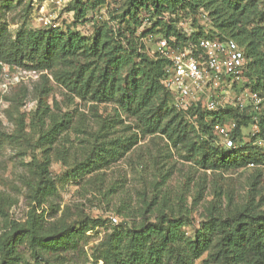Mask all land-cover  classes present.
Returning a JSON list of instances; mask_svg holds the SVG:
<instances>
[{
    "label": "trees",
    "instance_id": "16d2710c",
    "mask_svg": "<svg viewBox=\"0 0 264 264\" xmlns=\"http://www.w3.org/2000/svg\"><path fill=\"white\" fill-rule=\"evenodd\" d=\"M4 2L8 4V0ZM106 3L70 0V24L54 29L19 28L12 34L7 23L0 21V63L34 69L42 76L60 64L56 76L71 92L86 101L115 104L135 118L143 134L161 133L174 144H183L206 170L228 171L255 164L253 192L247 201L226 216L211 213L201 221L192 238L185 240L187 256L175 243V232L161 219L127 230L129 257L136 258V250L142 245L148 264H194L204 253L211 264H264V185L258 187L264 176V147L254 143L255 139H264V112L246 113L232 106L218 112L199 106L185 112L178 110L172 93L163 84L170 60L143 51L145 46H155L159 37L170 48H181L202 37L232 39L254 59L248 73L251 89L264 92V6L258 9L251 0H122L108 16L106 10L102 11ZM30 4L28 0L27 9ZM202 11L209 17L206 24L201 21ZM181 20L187 22L188 31L180 26ZM88 23L89 33L79 32L78 28ZM170 102L172 107H168ZM230 120L235 122L231 131L235 147L223 148L212 125ZM252 123L258 131L254 136L247 135L246 140L244 130ZM188 126L196 140L188 138ZM10 138L0 131V149ZM133 144L130 141L120 147L118 141H111L100 145L96 159H114ZM87 161L78 170L88 172L91 161ZM54 191L52 178L41 168L30 186L31 201L45 202ZM89 221L96 224L99 219ZM90 228L85 219L78 227L61 223L44 229L42 218L31 205L23 222L10 221L0 233V264L17 263L16 245L21 243L37 263L54 264L74 250ZM111 240L106 237L101 243L97 258L103 264H119Z\"/></svg>",
    "mask_w": 264,
    "mask_h": 264
},
{
    "label": "rangeland",
    "instance_id": "374dc122",
    "mask_svg": "<svg viewBox=\"0 0 264 264\" xmlns=\"http://www.w3.org/2000/svg\"><path fill=\"white\" fill-rule=\"evenodd\" d=\"M4 1L0 0V21L12 34L19 28L39 29L43 16L61 27L71 21L70 0H30L29 9L28 0ZM106 1L102 11L109 16L122 0ZM251 1L263 9L264 0ZM89 27L82 24L78 30L88 34ZM59 68L56 64L45 76L32 77L21 68L1 65L0 131L12 138L0 149V233L10 221L23 222L34 205L44 229L61 223L78 227L85 219L91 227L76 248L54 264H103L97 257L106 237L112 238L119 264H148L142 245L136 258L127 254V230L163 219L187 256L185 240L192 238L201 221L211 213L223 217L236 211L252 194L253 167L202 168L183 144L161 133L143 134L135 118L115 104L86 101L71 92L58 80ZM250 129L251 125L244 130L246 140ZM186 133L197 139L189 126ZM111 141L120 147L134 144L114 159L97 160L96 149ZM86 160L91 161L88 172L78 170ZM41 168L48 171L55 191L37 204L31 201L30 186ZM263 185L264 176L258 187ZM94 218L99 222L92 224L89 220ZM16 251L15 264H40L24 243L17 244ZM207 259L204 253L193 263L211 264Z\"/></svg>",
    "mask_w": 264,
    "mask_h": 264
},
{
    "label": "built area",
    "instance_id": "2783aa9c",
    "mask_svg": "<svg viewBox=\"0 0 264 264\" xmlns=\"http://www.w3.org/2000/svg\"><path fill=\"white\" fill-rule=\"evenodd\" d=\"M200 17L205 24L209 21L205 11L201 12ZM39 24L42 29L59 27L55 19L47 16L41 17ZM179 24L188 31L186 21L181 20ZM143 51L150 56L158 54L170 60L165 68L163 84L172 93L174 106L178 110L185 112L192 106H199L205 111L218 112L232 106L246 113L264 112V92L251 89L248 80L254 59L234 40L202 37L181 48H170L166 40L159 37L155 46H145ZM18 68L32 77L41 73L25 67ZM2 85L7 88L5 83ZM253 120H256V116H253ZM234 126V120L213 123L212 131L218 136V144L223 148L235 147L231 139ZM257 131L256 123H252L250 136H254ZM254 143L264 147L262 138L255 139ZM254 166V163L247 165L250 168ZM112 220L115 221V218Z\"/></svg>",
    "mask_w": 264,
    "mask_h": 264
}]
</instances>
